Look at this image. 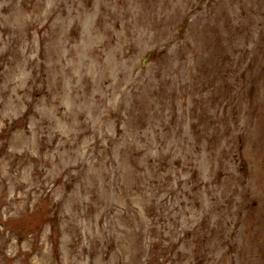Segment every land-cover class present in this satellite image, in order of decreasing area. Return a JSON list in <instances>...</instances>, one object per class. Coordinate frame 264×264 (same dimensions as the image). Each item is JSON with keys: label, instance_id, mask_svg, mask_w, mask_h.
I'll use <instances>...</instances> for the list:
<instances>
[{"label": "rangeland", "instance_id": "rangeland-1", "mask_svg": "<svg viewBox=\"0 0 264 264\" xmlns=\"http://www.w3.org/2000/svg\"><path fill=\"white\" fill-rule=\"evenodd\" d=\"M0 264H264V0H0Z\"/></svg>", "mask_w": 264, "mask_h": 264}]
</instances>
